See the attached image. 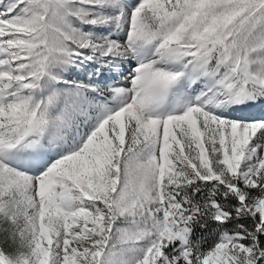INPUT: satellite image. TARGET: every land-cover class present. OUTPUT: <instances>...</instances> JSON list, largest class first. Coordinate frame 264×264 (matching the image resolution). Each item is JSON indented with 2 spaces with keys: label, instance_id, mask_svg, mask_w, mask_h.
Segmentation results:
<instances>
[{
  "label": "snow or ice",
  "instance_id": "snow-or-ice-1",
  "mask_svg": "<svg viewBox=\"0 0 264 264\" xmlns=\"http://www.w3.org/2000/svg\"><path fill=\"white\" fill-rule=\"evenodd\" d=\"M0 264H264V0H0Z\"/></svg>",
  "mask_w": 264,
  "mask_h": 264
}]
</instances>
